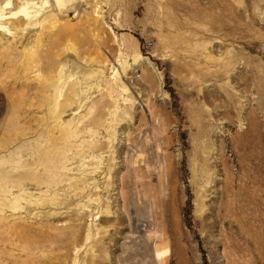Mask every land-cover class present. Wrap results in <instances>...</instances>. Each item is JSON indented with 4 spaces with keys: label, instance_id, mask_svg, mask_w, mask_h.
Listing matches in <instances>:
<instances>
[{
    "label": "rangeland",
    "instance_id": "rangeland-1",
    "mask_svg": "<svg viewBox=\"0 0 264 264\" xmlns=\"http://www.w3.org/2000/svg\"><path fill=\"white\" fill-rule=\"evenodd\" d=\"M0 264H264V0H0Z\"/></svg>",
    "mask_w": 264,
    "mask_h": 264
},
{
    "label": "bare ground",
    "instance_id": "bare-ground-1",
    "mask_svg": "<svg viewBox=\"0 0 264 264\" xmlns=\"http://www.w3.org/2000/svg\"><path fill=\"white\" fill-rule=\"evenodd\" d=\"M25 214H28V212H27V211H25Z\"/></svg>",
    "mask_w": 264,
    "mask_h": 264
}]
</instances>
